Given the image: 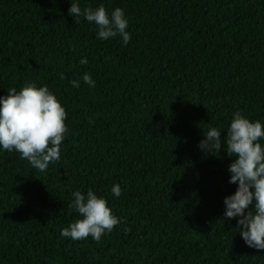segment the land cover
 I'll list each match as a JSON object with an SVG mask.
<instances>
[{"label":"trees","instance_id":"1","mask_svg":"<svg viewBox=\"0 0 264 264\" xmlns=\"http://www.w3.org/2000/svg\"><path fill=\"white\" fill-rule=\"evenodd\" d=\"M79 4L122 8L130 43L97 39L71 0H0V97L47 86L69 129L44 172L0 150V264H264L224 218L234 158L198 148L237 111L264 120V0ZM89 188L121 223L99 242L61 237L80 218L72 193Z\"/></svg>","mask_w":264,"mask_h":264},{"label":"clouds","instance_id":"2","mask_svg":"<svg viewBox=\"0 0 264 264\" xmlns=\"http://www.w3.org/2000/svg\"><path fill=\"white\" fill-rule=\"evenodd\" d=\"M68 15L83 17L95 26L97 39L109 40L119 36L123 46L131 39L129 20L122 8L109 11L103 4L96 8H81L79 0H71ZM80 64L88 63L87 58ZM61 79H64L61 76ZM89 87L96 86L90 73L81 77ZM79 88L80 80L69 82ZM68 114L59 98L47 86L26 84L19 91L12 88L0 97V150L15 151L39 172L48 169L51 163L61 158V149L69 131ZM217 127L203 129L204 139L198 148L210 154L226 151L233 162L228 166L229 183L237 190L224 199V218L237 219L238 231L246 245L264 250V120H252L237 111L226 129ZM222 144L226 148L222 149ZM114 197L122 195V188L115 184L111 188ZM69 205L79 219L61 230L60 236L72 241L85 240L89 236L99 242L103 235L111 233L121 223L109 206L108 199L97 195L91 188L86 193L75 191Z\"/></svg>","mask_w":264,"mask_h":264}]
</instances>
